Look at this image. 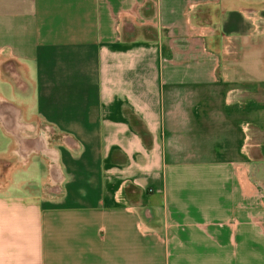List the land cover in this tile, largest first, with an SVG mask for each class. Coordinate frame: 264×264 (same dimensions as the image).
Instances as JSON below:
<instances>
[{
  "label": "crops",
  "instance_id": "obj_1",
  "mask_svg": "<svg viewBox=\"0 0 264 264\" xmlns=\"http://www.w3.org/2000/svg\"><path fill=\"white\" fill-rule=\"evenodd\" d=\"M0 101V264H264V0H0Z\"/></svg>",
  "mask_w": 264,
  "mask_h": 264
},
{
  "label": "flooded vegetation",
  "instance_id": "obj_2",
  "mask_svg": "<svg viewBox=\"0 0 264 264\" xmlns=\"http://www.w3.org/2000/svg\"><path fill=\"white\" fill-rule=\"evenodd\" d=\"M18 112L12 104L7 101H0V122L11 132L16 139L17 147L15 149V155L18 160L25 162L28 160V156L31 152H39L47 155L51 160L52 175L57 180L58 172L56 169L57 165V151L48 147V140L55 141L56 138L52 131L42 132L39 135L35 134V130L31 126H27L28 130L27 137H21L17 132L18 127ZM15 118V119H14Z\"/></svg>",
  "mask_w": 264,
  "mask_h": 264
},
{
  "label": "rangeland",
  "instance_id": "obj_3",
  "mask_svg": "<svg viewBox=\"0 0 264 264\" xmlns=\"http://www.w3.org/2000/svg\"><path fill=\"white\" fill-rule=\"evenodd\" d=\"M2 86H4V91L8 90L9 89V86H7L6 84H3ZM3 139V137H2ZM2 139L0 138V149H3L4 148V141H2ZM24 171L23 170H18V171H15L13 173V181L11 182V185H10V189L8 190L11 194H15V195H19V194H23L25 193V180L27 178L26 175H24ZM32 176V175H31ZM36 177L39 178V176L37 175ZM24 182V184H23Z\"/></svg>",
  "mask_w": 264,
  "mask_h": 264
}]
</instances>
